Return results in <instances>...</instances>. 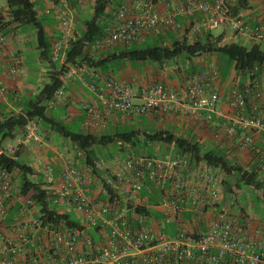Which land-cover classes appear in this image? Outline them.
Here are the masks:
<instances>
[{"label": "built area", "instance_id": "obj_1", "mask_svg": "<svg viewBox=\"0 0 264 264\" xmlns=\"http://www.w3.org/2000/svg\"><path fill=\"white\" fill-rule=\"evenodd\" d=\"M154 1L158 0H139L133 10L123 6L91 44L89 54L140 41L146 34L156 36L174 29L176 16L195 14L202 15L203 22L188 26L191 36L226 24L235 36L264 41V15L257 20L241 13L231 17L230 0H177L171 14L157 12ZM52 2L44 11L58 25V36L49 49L50 61L66 67L62 81L76 77L96 94L97 101L79 103L84 113L81 129L86 133L106 131L110 113L123 117L175 114L195 122L222 116L217 109L220 78L213 62L186 77L177 89L160 83L124 85L86 66L66 64V52L77 30L66 10L67 1ZM0 17V97L11 90L15 100L14 87H7L4 80L23 74L13 49L18 37L5 25L3 8ZM255 21L258 23L251 26ZM247 76L243 85L238 78L231 79L228 111L214 137L237 138L239 150L254 145L253 136L259 137L253 164L264 170V65ZM62 104L60 88L46 110L53 112ZM42 143L39 123L27 120L16 138L0 147V157L16 160L23 152L34 153ZM117 152L106 161L94 162L102 173L99 185L106 195L104 202L86 196L94 178L91 167L87 171L76 168L72 158L62 152L54 154L61 167L57 175L52 165L36 162L50 208L75 213L79 219L76 228L46 221V214L21 196L14 174L0 166V264H264V224L253 229L257 239L247 241L248 218L236 205L235 195L224 191L218 170L191 155L169 152L148 157L132 150ZM95 228L97 241L93 242L88 231Z\"/></svg>", "mask_w": 264, "mask_h": 264}, {"label": "trees", "instance_id": "obj_2", "mask_svg": "<svg viewBox=\"0 0 264 264\" xmlns=\"http://www.w3.org/2000/svg\"><path fill=\"white\" fill-rule=\"evenodd\" d=\"M76 1L78 2V0ZM123 1L124 0H95L91 7V15L88 18L77 21L72 16L77 32L75 40L69 44V48L66 52V64L70 66L83 65L92 70L93 73L111 70L112 73H114L116 70L115 68H111V66L118 61L163 64L177 59L180 56H183L185 60H192L196 56L209 54L217 55L226 62L227 69L220 70V72L218 71L219 78L221 75H228L230 70H232L233 77L241 78L244 82L246 81V77H248L247 75L255 67L264 65V48L260 45V43H264V41H255L256 43L252 45H245L246 43L242 42L243 39L236 36L242 39L241 42L239 39L238 41L223 43L226 34L222 32L215 35L211 31L204 32L200 35H192L198 36V39L194 40L192 43H187L186 37L178 34L180 38L177 40L170 39L172 40L170 45H166V42L162 41L158 36L159 34L156 36L148 34L149 37L142 43L137 41L128 45H115L104 51L90 55L91 44L104 34L105 28L113 22L118 11L125 6L124 4L122 5ZM250 1L251 0H230L228 3L230 16L234 17L250 10ZM126 7L128 6L126 5ZM3 10L7 15V23H5V25L10 26L13 34L18 37V39L13 42V49L20 58L21 63L22 59L15 45L20 40V33H25V31L28 30L27 28H30L33 31L38 60L41 63L49 65L51 71L47 75L49 82L45 84L38 93L24 97L17 96L15 100H12L14 104L13 109L3 112L2 114L0 113V147L5 141L15 139L20 133V128L23 127L27 120H35L42 124L40 126L44 128L45 131L56 133L67 140L74 147L75 151L79 152V154L85 158L86 167L92 168V176L98 178L100 177V172L95 169L94 162L98 160L96 159V149L99 146L104 147L107 144L119 143L120 151H126L122 145H127L138 155H143L140 150H146L148 145L160 144L172 146L173 152L176 155H191L195 160L204 161L213 169L221 170L227 176L233 174L236 181L239 183L238 186H249L256 191H260L261 202L264 203V170H260L255 164L251 166L250 170H245L238 162L228 159V149H221L219 147L207 148L203 143L196 141L189 133L185 135H176L173 131L169 130L154 129L147 131L133 129L116 131L111 135L94 136L89 133L75 132L66 124L62 123V121L51 116L50 113L52 112L46 110V104L52 96L62 88V77L66 70L64 65L54 64L50 61V45L52 40L58 36V31L55 36H49L45 30V22L46 20H53V18L44 13L45 9L38 13L37 4L34 0H6V6ZM258 15H264V13H259ZM182 19L188 21V25L184 30L187 35H189V25H192L194 21L198 23L203 22V17L200 14H195L193 17H182ZM0 21H3L1 17ZM54 22L57 24L56 21ZM257 23V21L253 23L250 22V25H256ZM224 25L227 27L226 24ZM77 26H80L81 29L77 28ZM176 27L177 25L175 28ZM138 43L145 44V46L141 48L134 47V45H138ZM97 55L98 57H96ZM194 73L195 72L190 75ZM86 79L88 80L89 78L86 77ZM240 85L243 84L240 83ZM8 95L14 94L10 90ZM15 95H18V93L15 92ZM212 119L213 117L208 121L210 122ZM219 124H217V126ZM217 126L213 129V134ZM254 137L255 136H253V138ZM219 138L224 137L221 136ZM228 140L234 147L238 148L237 138ZM260 144H257L254 138V145L243 151H246L248 154L251 152L252 158L254 159L255 154H253V149ZM145 156L155 157V154L151 152ZM0 166L5 168L8 172L17 175L19 178L21 196L32 200L34 204L40 208L41 212L46 214V221L63 222L67 227L72 228L79 227V221L74 217L72 212L57 213L50 208L48 195L42 188L43 185L40 182L32 180V176H38V174L31 166L25 164L20 158L11 160L3 156L0 157ZM226 190L229 193L231 192L230 188ZM104 196L106 197V195ZM142 211L143 209L137 210V212ZM96 232V228L88 231L93 242L97 241Z\"/></svg>", "mask_w": 264, "mask_h": 264}, {"label": "crops", "instance_id": "obj_3", "mask_svg": "<svg viewBox=\"0 0 264 264\" xmlns=\"http://www.w3.org/2000/svg\"><path fill=\"white\" fill-rule=\"evenodd\" d=\"M37 4V11L38 13L44 11V9L50 7L52 5V0H34ZM95 0H86L84 3L79 4L76 0H67V3L69 5L67 12H69L74 19L77 21H82L88 18L91 15V7L93 6ZM139 0H124L122 5H127L132 10L136 8L137 3ZM177 4V0H158L153 2V8L161 13V14H171L173 12L174 7ZM264 0H251L250 1V10H247L243 14L246 17H251L254 19H259V12L264 7ZM175 21L177 22V25L183 24L184 20L180 16L175 17ZM45 30L49 36H55L57 34V24L52 20H46L45 22ZM22 31V30H21ZM27 31V30H26ZM23 33V34H22ZM20 40L15 45L17 48V51L22 55L25 53L22 48V43L27 42V37L30 35L28 32H21L20 33ZM148 34L144 35L139 42H144L147 39ZM233 35L230 33L226 34L224 37V40L231 39ZM240 38H237L234 36L233 41H238ZM223 40V41H224ZM242 39L239 41L241 42ZM25 50V49H24ZM98 57V55L96 56ZM23 59V57H22ZM209 62H215L218 71H222L223 69L226 70V62L217 55H209L204 54L200 56L194 57L192 60L182 59L180 62L177 63L176 68L171 70H165V72H161L158 68L149 66L145 68H138V67H132L127 62L117 63V67L115 68V72L112 73L111 71L102 72L99 71L97 73L101 74L104 77H112L116 81H118L121 84L129 85V86H148V85H155V84H164L167 87L171 89H177L180 86H182L185 78L184 75L186 74L189 76L191 73L202 70L204 65ZM22 63H24V60H22ZM21 63V65H22ZM145 64V63H144ZM23 67V66H22ZM24 72V70H23ZM22 76V75H21ZM233 78V71L230 70L228 75L220 76L219 79V85H218V96H219V103L217 106V109L219 112L221 111V115L223 116L225 113H227V97L229 88L231 86V79ZM16 79H5L4 83L7 87L13 88L16 86V84L20 83L19 80ZM239 79V78H238ZM27 80V79H26ZM90 81V78L88 79ZM241 84H244V80L241 78L239 79ZM62 91H63V104L59 106L57 109V112L50 113L51 116L58 119L60 116L58 112L61 115V119H66V125H73V123H78V129L80 132L86 133L84 130L81 129V122L84 118V113L79 107L80 102H91V101H97V98L95 97L96 94L90 92L86 84L81 83L78 78L73 77L69 79H65L62 81ZM11 96V97H10ZM18 97H24L28 95H17ZM13 95H7L5 98L0 97V113L7 112L8 110L13 109L11 107V103L13 100ZM102 109V108H101ZM204 113V112H202ZM147 121L144 125L136 126L134 130H147V127L149 125L153 126L155 124V127L157 130H169V131H180L181 129L179 127L182 126L183 119L175 114L167 115V116H161V117H168L167 123L160 124L156 123L157 119H159V115L157 114H150V115H143ZM222 116L214 115L213 119L209 122H202L209 127H216L217 124L224 121ZM138 116H131V117H123L120 115H115L113 113H110L107 117L108 121V127L106 131L103 132H91L89 134H93L94 136H103V135H111L116 131L121 130H128L132 127V123L134 121V118H137ZM188 119V118H187ZM200 123V122H198ZM179 128V129H178ZM43 131H45L44 128L41 127ZM257 144H260L259 137H254ZM43 143L40 145L37 150L34 153H28L23 152L20 156V159L25 162V164L31 166L38 174V176H32V180L36 182H40L42 185L44 184V178L40 172V169L36 167V162L38 160H41L42 163H47L53 166L55 174H59L61 172L60 164L57 163L54 159V154L56 152H64L65 155L72 158L73 163L76 168L87 171L86 167V160L83 156L79 154V152H76L74 147L65 139L57 135L56 133H53L51 131H45V135L43 138ZM170 149L173 147L169 146ZM97 154V152H96ZM110 156L106 157L108 159ZM89 170V169H88ZM91 173V170H89ZM100 172V171H99ZM102 173L100 172L99 176H101ZM13 180L16 186L19 187V178L16 174L13 175ZM86 196H88L90 199H93L96 202H104L106 200V197L104 194H102L100 185H99V177H94L92 184L89 186V191L86 193ZM242 211L245 213V215L248 218V227L245 237L247 238V241H254L257 238L253 235V229L256 226H259L261 224H264V221L261 219H257L254 221L252 219V216L242 209ZM74 216H76L75 213H73Z\"/></svg>", "mask_w": 264, "mask_h": 264}, {"label": "rangeland", "instance_id": "obj_4", "mask_svg": "<svg viewBox=\"0 0 264 264\" xmlns=\"http://www.w3.org/2000/svg\"><path fill=\"white\" fill-rule=\"evenodd\" d=\"M5 6H6V0H0V8H4ZM262 8L263 9L260 10L259 13H264V7ZM258 16H261V15H258ZM176 25H177V22H176ZM187 25H188V21L184 20L183 24L177 25V27L174 29H165L158 36L160 37L162 41L166 42V45H170V42L172 40L179 39L180 34L186 37L187 43H192L194 40L198 39V36H189L185 34L184 30H185V27H187ZM77 28L81 29L80 26H77ZM27 29L28 30L25 32H28L30 35L27 37V42L22 43V48H23V51H25V53L22 55L20 54L21 59L23 57L22 60H24V63H22L24 72L22 76H20L17 79L20 81V83L14 86L15 92L19 93V95H30V94L38 93L42 89V87L49 82L47 75L51 71V68L49 65L45 63H41L38 60V53L35 50V41H34L33 31L30 28H27ZM211 32L214 33L215 35L222 33V32H224L225 34H228V33L230 34L228 28L225 25L222 26L221 28L211 30ZM233 40H234V35L231 39L224 40L223 43H229ZM242 42L246 43L245 45H252L256 43L254 40H245V39H243ZM139 43L138 45H134V47L141 48L145 46V44H139ZM260 45L264 48V43H260ZM183 58H184L183 56H180L177 59L165 62L163 64H154L152 62H146L145 64L144 63H131V62H127V63H129L132 67H138L140 69L149 66L150 68L156 67L161 72L162 71L165 72L164 69L171 70V69L176 68L177 63L180 62ZM122 62L123 61H118V62L113 63L111 68H116L117 67L116 64L122 63ZM185 77H187L186 74L184 75L183 78ZM11 107L12 108L14 107L13 102L11 103ZM54 112H57V110H55ZM58 114L59 115L57 116H60V117L57 120H60L62 121V123L67 124L66 119H63V118L61 119V115L59 112ZM144 117L146 116H138L137 118H134L132 127L128 130H133L136 128V126H139V125L141 126L144 125L145 122L147 121ZM158 117L159 119H157L156 123H160V124L167 123L168 117H161V116H158ZM182 119H183V122H182L183 124L181 127H179L181 129V132L173 131L176 135H185L189 133L196 141L203 143L205 147L207 148L219 147L221 149H228L229 150L228 159L230 161L238 162L245 170L251 169V166L253 165V158H252L251 152L248 154L246 151L239 150L237 147H234L232 143L225 137L224 138H214V134H213L214 127H209V125L205 123H201V122L198 123V122H195L187 118H182ZM40 125L42 124L39 123V129H40V135L42 136V140H43L45 131L41 129ZM68 127L71 128L75 132H80L78 129V123H73V125L70 124L68 125ZM147 129L148 131L156 129L155 124H153V126L149 125ZM7 142L8 141H5L4 144ZM122 147L126 151L128 150L134 151L131 147L127 145H122ZM117 150H120L119 143L107 144L104 147L99 146L96 149V152H97L96 159H98L99 161V160H104L108 156L117 155L118 154ZM140 152L144 156L152 152L155 154V156L160 157L166 153L172 152V149H170L169 146L154 144V145H148L146 150H140ZM122 155H125V153H122ZM218 173L221 178L224 191L227 188H230L231 192L235 195V198L237 201L236 205H240L242 209L247 211L252 216V219L254 221H256L258 218L264 221V203L261 202V192L256 191L252 187H249V186H241V185L238 186L239 183L236 181L235 176L233 174L230 176H227L221 170H218ZM257 199L260 201H258ZM74 217L79 221V219L76 216Z\"/></svg>", "mask_w": 264, "mask_h": 264}]
</instances>
